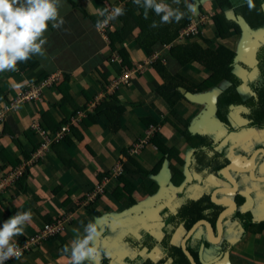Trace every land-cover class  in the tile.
Returning <instances> with one entry per match:
<instances>
[{
  "label": "crops",
  "instance_id": "0c3cea01",
  "mask_svg": "<svg viewBox=\"0 0 264 264\" xmlns=\"http://www.w3.org/2000/svg\"><path fill=\"white\" fill-rule=\"evenodd\" d=\"M74 1L84 9L73 5L72 0H60L59 15L64 24L58 29H54L51 23L48 25L44 34L47 38L44 45L47 58L33 55L29 59L32 62L30 68L23 67L22 62L17 65L18 71L0 73V113H4V120L0 124V179L10 171V161L24 159V151L33 152L34 143L42 144V138L32 128L34 124L44 123L45 130L52 133L66 118L71 117L75 105L68 102L64 107L60 106L64 96L58 85L66 75L71 78L69 88L74 102L80 108L87 107V111H80L79 115L72 116L71 122L66 124L70 131L74 125L77 129L76 134L71 133L69 143L62 141L56 145L38 164L29 168L27 182H18L0 195V228L17 212L30 211L32 218L23 226V234L9 241L18 243L24 242L46 223L55 221L63 213H72L73 220L61 238L49 239L34 251L4 264H68V258L63 252V243L68 245L74 238V230L82 233L83 225L89 221L98 225L101 232L98 245L108 252V255L100 260V264H171L173 257L172 253L166 254L167 248L179 243H164L167 239L162 234L161 216L165 218L169 214L172 215L171 213H176L180 200L197 198L208 190L210 193L214 189L210 187H221L225 180L213 172L199 171L200 161H192L196 146L193 149L185 146L195 145V139L204 137L201 143L212 142L213 150L222 155L218 164L229 159L236 165H242L241 163L246 162V155L238 152L237 143L241 142L244 135L233 136L235 139H231L233 145L230 150L229 143L224 140L225 128L216 116L218 91L204 89L195 93L193 82L188 83V87L194 93L183 88L185 93L181 99H175L171 114L168 105L156 93L163 79L157 68L151 64L145 65L143 73L133 76L126 85L112 93L110 87L124 72L121 71L122 64L113 61L116 52L110 47V39L96 24L105 14L107 17V11L116 5H122L123 2ZM165 1L173 8L177 5L173 0H163ZM100 10H106L105 14L99 15ZM194 14L200 15L197 10H194ZM116 26L112 25V28L116 29ZM201 34L211 41L212 46H215L214 43H221L235 53L238 52L236 40L233 37L216 39L211 24L206 25ZM190 40L198 42L199 38L197 36ZM230 40L234 41V45L229 43ZM188 41L189 38L178 44H186ZM123 46L131 53L132 68L157 57V60L167 66L169 77L183 74L195 83H200L208 77L199 66L178 67L170 57V48L160 47L152 57H148L133 41L126 42ZM246 56H250V53L246 52ZM233 73L237 76L240 74L238 66L233 68ZM53 77H57V83L54 82L51 88H46L43 101L24 102L15 109H6L28 85ZM239 77L242 78L241 75ZM16 84L22 86L16 88ZM171 84L175 85V81H171ZM225 84L224 81L220 82L217 88ZM121 109L124 111L120 125H116L118 130L115 128L114 131L109 127V121H113ZM90 113L94 114L93 118L89 117ZM238 113L237 111L233 117L234 123L239 121ZM152 125H156L157 129L150 139L156 135L157 141H161L169 149L170 158L162 156L161 151L152 142H147L143 148L130 154V157L137 155L138 158L139 155L141 159L136 161L148 169H151L157 158L158 170L155 175H150V178L164 189L160 190L156 197L150 198L144 187L137 186L131 191L136 202L127 207V192L121 193L124 196L120 199L114 196V189L120 185V182L116 181L117 177H114L107 187L106 194H101L88 203L87 195L104 182V174L121 166L119 162L122 156H128L134 145L147 137V131ZM185 130L189 132L188 137L184 136ZM25 132H29L33 137L23 135ZM175 148L179 153L174 151ZM206 148L210 156L209 147ZM162 157L164 160L160 164ZM181 161L183 165L180 164ZM27 162L24 161L20 165ZM203 163L201 160L202 169ZM258 164L259 170L254 174L258 175L259 181L246 184L243 175H240V178L241 183H244L242 188L250 191L254 189L253 195L259 202L264 197L260 191L261 184H264V158L260 159ZM225 165L220 166L219 170ZM175 169L182 171V176L178 173L174 176ZM173 181L179 184L175 185ZM225 195L226 193L220 192L216 196L221 198ZM149 218H153L154 223H151ZM250 218L263 223L264 206L263 209L254 211ZM251 219L249 225L248 216L242 219L247 232L240 227L242 221L237 220L232 225L227 221L228 232L222 234L226 244L222 245L223 255L219 264H264V226L260 225L257 230L258 227L253 226ZM151 231L154 236L149 233ZM243 232L245 235L241 237ZM197 248L198 245L193 244L188 250L196 255ZM209 250L205 254L207 258L214 256L212 250L217 253L213 247Z\"/></svg>",
  "mask_w": 264,
  "mask_h": 264
},
{
  "label": "trees",
  "instance_id": "16d2710c",
  "mask_svg": "<svg viewBox=\"0 0 264 264\" xmlns=\"http://www.w3.org/2000/svg\"><path fill=\"white\" fill-rule=\"evenodd\" d=\"M72 2L73 5L82 7L76 1L72 0ZM120 2H123L121 7L124 10V15L118 16L113 20V23L111 24L110 28L106 31V34L108 35L107 37L110 39L111 49L114 52H116L119 55V57L122 59L121 71L124 72L134 68V67L132 68V63L130 61L131 53H129L128 49H126L123 46L124 43L133 41V43L138 47V49H141L144 52V54L148 57H152L155 50L159 49L161 46L162 48H164L165 46L169 45L170 57L176 62L178 67L184 68L190 65H196L201 67L202 70L205 72V74L208 75V77L200 83H195L190 79V77L185 78L183 74H177L169 77L167 74L168 73L167 66H165L161 60H155L151 65L152 67L157 68V71L160 73L163 79V83L160 86H158L156 93L157 95L162 97V100L168 105V107L170 108V113L171 114L173 113L172 108L175 105V99L179 100L183 97V95L179 92L177 88L181 87L184 88L187 92L194 93L188 87V83L193 82V85L195 86V93L201 92L204 89H209V90L216 89L218 91L216 113L220 121L226 122L224 115L227 112L224 114L223 112L224 109L226 107H230L231 105H235L241 101V98L239 97L237 92V87L241 84V80L236 76V74L233 73V68L235 65L234 58L236 56V53L221 43L212 46L211 41L207 37L203 36L200 32L198 34V38H199L198 42L190 40L194 38L191 37L189 38V41L186 44H178L180 31L184 29V27H186L189 23H191L195 17L194 10H197L200 14L204 13L201 0H180V4L176 5L174 8H178L181 12H183L184 17L179 22H176L175 18L173 17L171 18L172 21L170 23H161L160 16L155 15L151 9L148 10V17L147 19H145L144 16L145 0H140V3L138 5L134 3V0H119V3ZM157 2L160 1L157 0ZM187 2L189 3L188 6L186 5ZM211 2L214 3V8H215L210 19V24L213 27L214 37L218 40L224 39L228 37L231 32L238 30V26L233 21L229 20L226 17V12L229 9L233 8L235 5L231 2V0H211ZM115 4L116 3H114V5ZM82 8L84 9V7ZM112 9L109 12L107 11V15L112 11ZM85 12L86 14L89 15L87 10H85ZM161 15H163V13ZM105 17L106 14L99 21L103 22V20L106 19ZM153 21H155L157 25L156 27L151 26L153 24ZM112 25L114 26L117 25L116 29L112 28ZM204 44H208V45L204 46ZM31 63L32 62H30L29 60L23 62L24 64L23 67L30 68ZM70 81H71L70 76L66 75L65 79H63V82L58 85V89L64 96L62 102L60 103V106L64 107L65 105H67L68 102L73 103L75 105V110L71 114V117L72 116L76 117L77 115H79L78 113L80 111H87V107L85 106L80 108L74 102V99L72 98L70 93L71 88H69ZM171 81H175V85L171 84ZM223 81L226 84L221 88H217V85ZM41 82H36L35 84H39ZM123 111L124 110L121 109L118 112L117 116L114 117V120L109 121V125H110L109 127L113 128L114 131L116 125L118 124L120 125V118L122 116ZM89 115L90 118L94 117L93 113H90ZM71 117L66 118L59 125L56 131L52 132L50 135L53 136L57 134L59 131H61L64 128L63 127L64 125L69 124L71 122L70 120ZM45 122L47 123V119ZM41 126L44 128L45 127L44 123H42ZM152 126L156 127V125H152ZM74 127L75 125L71 127V131L66 134V136L62 141H66L69 143V138L71 137V133L72 134L77 133V129ZM117 130L118 128H116V131ZM184 133H187V130ZM23 135L32 136L31 134H29V132H25ZM185 135H187L188 137L189 132L187 134H184V136ZM156 138L157 136L155 135L154 137L148 140V143L152 142V144H154L155 147L161 151L162 156L164 155L167 159H169L170 158L169 149L165 145H163L161 141L160 142L157 141ZM202 138L204 137H201V139ZM201 139L197 138L198 141L197 144L194 145V147L195 146L196 147L193 154L195 162L199 163L200 161V166H198L199 171L201 170V171L213 172L217 174L220 169V166L225 164L224 161L222 164H218L219 159H221L222 155H220L219 153L213 150L214 148H212V142H209L210 145L209 143L208 144L201 143ZM62 141L53 143L50 152H52V149L56 145L62 143ZM17 143L20 145L18 139H17ZM40 146L41 144L34 143L33 152L29 153L28 151H24V159L10 161V165H11L10 171L14 170L24 161H29L32 158V155L40 148ZM206 146L209 147L210 156H208L209 152ZM1 153H3V151ZM7 154L9 153L7 152ZM124 158H126V160ZM163 160L164 157L161 158L160 164ZM201 160L204 161L202 165L203 169L201 168ZM119 164L121 165V171L118 175H116L117 177L116 181H119L120 185H118L114 189L113 193L114 196H116V199H120L123 198L124 196L122 194H125L123 192H127L129 197H126L128 199L125 202H128V204H126V206L128 207L136 202V200L132 198L131 191L136 189L137 186L144 187L145 192L151 193L152 191L148 186L145 185L143 180H140V177L146 175L147 172L141 168V165L136 160L130 157V153H128V156L127 154L122 156L121 162H119ZM157 170L158 169L156 168L155 170L150 171L149 176L155 175ZM174 171H175L174 176L176 175V173L182 176V173L179 170L175 169ZM29 173H30V169H28L25 172V174L22 175L13 185L17 184L18 182L21 183L27 182L28 179L27 177L29 176ZM115 173H116V169L115 171H109L104 174L103 177H109L111 179L110 182L105 186L104 192H99L98 196H100L101 194L103 195L106 194V192L108 191L107 187L113 181L112 177L114 176ZM103 177L102 179H104ZM173 182L175 185L179 184L178 182L175 181ZM6 189L0 192V195L4 193ZM91 202L92 201H90V203ZM221 209L222 207L220 205L215 204L210 200V194L208 190L205 194H201L197 198H188V199L180 200L176 213L173 215H169L167 222L171 223L172 221L175 220L176 224L183 225L185 230H187L198 219L205 218L211 223H214ZM232 216H233L232 218L235 219V221H237L236 218L238 217V215L233 214ZM59 217L60 216H58L57 219ZM247 224L248 225L250 224V219L247 222ZM41 230L42 228L39 229L38 231ZM62 234L63 233L56 234L48 239L43 240L42 242L45 243L49 239L52 238L55 239L56 237L61 238ZM18 243L21 244L22 242H18ZM64 243H63V248L66 245ZM164 243L168 244L167 240H165ZM41 245L42 244L37 246L35 245L33 251ZM168 253H172L173 260L171 264H190L187 257L183 253L180 245L178 244L175 246L171 245L170 247L167 248L166 254ZM7 262L8 261H6L5 263Z\"/></svg>",
  "mask_w": 264,
  "mask_h": 264
},
{
  "label": "flooded vegetation",
  "instance_id": "af4514ba",
  "mask_svg": "<svg viewBox=\"0 0 264 264\" xmlns=\"http://www.w3.org/2000/svg\"><path fill=\"white\" fill-rule=\"evenodd\" d=\"M254 4H255V8L249 11L246 0H239L238 4H236L233 8L229 9L226 12V17L229 20L233 21L238 26V30L231 32L227 38L233 37L236 40L237 49H238V52L236 51V55L241 54V60H239L238 62H234L235 63L234 67L238 66L240 70V74L236 76L240 78L241 80V84L237 87V92H238L239 97L241 98V101L235 105H231L228 108L227 113L224 115L226 122L220 121L223 127L225 128L224 129L225 131L224 140L225 142L229 143L228 147L230 146V150L232 149V145H233V142L231 141V139H235L233 136L238 137L239 135H242V132L240 131L237 132V129L251 125L253 122L257 121L264 114V11H260L261 5H264V0H254ZM243 25L245 26L246 30H248L251 34H254V35L258 34L261 37L259 38V45L255 46V50L253 51L254 53L251 56H246V54L244 53V52H248V43L250 39L246 36V32H245V29L243 28ZM239 75H241L242 78L239 77ZM254 106H256L257 111L255 114H252L250 112ZM237 111L239 112L238 113L239 121L234 123L233 117L236 115ZM216 116L218 117L217 113H216ZM234 132L236 133L232 135ZM244 138H241V142H238L237 144H238V152L244 155H248L246 156V162L244 164L241 163L242 165H236L233 162H231V160L229 159H227V161L226 160L224 161V163L226 164L225 166H227L228 164H233L237 168H239V170L234 169L230 172L232 177L237 182V185H238L237 191L234 194H230L223 190H219L216 193V195H218V193L220 192L226 193L225 197H221V198L229 197L231 199H234L236 202V207L223 218L222 229L220 232H218L217 230L216 220L214 223H211L209 221L211 224L213 236L217 237V239H211L206 227L204 225H200V226H197L193 230L191 235L186 240V247L188 246L187 249H189V246H191L189 245L190 242L192 245L193 244L198 245L196 255L189 251L194 257L197 264H208V263H203L201 261H208L211 259H215L216 257L218 260L210 264L220 263L219 261L220 259H222V255H223L222 245L226 244L225 239L222 238L223 236L222 234L223 232H228L227 224H226L227 221L230 225L236 222L235 219L232 218L233 214L238 215L236 219L238 221L239 220L242 221L240 227L243 230H245V232H247L246 231L247 228L244 227V222L242 220L243 217H246V216L252 217L254 211L263 209L264 197L262 201L258 202L259 199L257 200V198L253 195V192H252L254 189L250 191L245 188H242V185L244 183H241L240 175H243L242 178L247 181L245 182L246 184L250 181H259L258 175H255L254 173L257 170H259V164H258L259 160L260 159L262 160L264 158V146H260V147L251 146L249 144L251 142V138H249L248 136H245ZM212 148L214 147L212 146ZM255 153H257V155L252 160ZM219 171L217 173L218 174L217 177H220V176L223 177L219 173ZM201 172L205 173L206 171H201ZM232 173L234 175L238 174L239 176L238 177L233 176ZM223 179L225 178L223 177ZM224 181L228 183L227 179H225ZM223 184L224 185H221V187L219 185H214L210 188L216 189V188L230 186V184L226 185L225 182ZM261 185H262V187L260 186L261 196H264V184H261ZM211 192L209 194H211ZM218 198H220V196H218ZM210 200H211V197H210ZM218 205H220L222 209L229 206L228 203L226 205L225 204H218ZM164 212H167V211H164ZM171 214L173 215L175 214V212ZM169 215L166 216L165 218H162L161 216V227L163 229L161 227L160 228L162 230L163 237L167 238V243L169 241L170 243L177 242L180 245L181 239L183 238V236L185 235L188 229L185 230L183 225L176 224L175 220L169 224L167 222ZM250 217L249 219H251ZM253 218L251 220H252L253 226H256L255 228L258 227L257 230L260 229L259 228L260 225L264 226L263 224H261L262 222L259 223L260 222L259 220L255 221V219L253 220ZM202 219H205V218H202ZM149 221L151 223H154L155 220L153 218H149ZM163 221H164V224H163ZM246 221L247 219L245 220V222ZM149 233L151 234V236L152 235L154 236V233H152V231ZM244 235L245 234L243 232L241 234V237H243ZM201 244L203 245V248L199 255ZM211 247L216 249L217 253H215V251L212 250L214 256L207 258L205 254ZM107 264H109V262Z\"/></svg>",
  "mask_w": 264,
  "mask_h": 264
},
{
  "label": "clouds",
  "instance_id": "9594fccd",
  "mask_svg": "<svg viewBox=\"0 0 264 264\" xmlns=\"http://www.w3.org/2000/svg\"><path fill=\"white\" fill-rule=\"evenodd\" d=\"M139 4L140 0H134ZM179 5L180 0H173ZM249 11L255 8L254 0H246ZM61 7L60 0H0V73L18 71V63L26 62L33 55L47 58L44 45L47 43L45 32L49 23L54 29L64 24L63 18L59 15ZM145 19L148 17V10L151 9L155 15L160 16L161 23H170L171 18L179 22L184 13L178 8H173L161 0H145ZM106 10H100L99 15H104ZM260 11H264L261 5ZM163 13V15H161ZM124 15L122 7H114L108 16L115 19ZM108 20L97 21L96 27H104ZM152 27H156L153 21ZM26 83V82H25ZM22 85L16 84L19 88ZM32 218L30 211L17 212L8 218L0 228V264L5 259L19 258L22 252L12 242L13 237L23 234V226ZM74 238L63 249L68 258V264H100V260L108 255L103 247L98 245V238L101 232L95 222L89 221L83 225V232L74 230Z\"/></svg>",
  "mask_w": 264,
  "mask_h": 264
},
{
  "label": "built area",
  "instance_id": "2783aa9c",
  "mask_svg": "<svg viewBox=\"0 0 264 264\" xmlns=\"http://www.w3.org/2000/svg\"><path fill=\"white\" fill-rule=\"evenodd\" d=\"M116 7H121V5H118ZM211 16H212V13L210 15L209 14L197 15L191 23H189L186 27H184V29L180 31L178 43L184 41L185 39L191 38V37H194V38L197 37L199 32L202 31L206 25L210 24ZM106 19L108 20V23L102 28L105 34H106L107 29H109V27L111 26L114 20V19H111L108 15ZM165 47L167 49L170 48L169 45ZM155 60H157V57L150 58L144 64H139L137 67L131 70L124 71L123 75L117 78L113 82L112 86L110 87V91L114 93L122 85L124 84L126 85L133 78V76L137 75L138 73L140 74L144 72L145 65L153 64ZM113 61L122 63V59L119 57L117 53ZM56 80H57V77L55 78L53 77V78L45 79L39 84L28 85V87L19 94L16 101H14V103L6 107V109L7 110L15 109L17 106H19L20 104L24 102L43 101L44 90L46 88H51V86L53 85L54 82H56ZM3 120H4V113H0V124L1 122H3ZM32 128L42 138V144L40 148L32 155L31 160L28 161L26 164L20 165L12 171H8L5 174V176L2 177L3 183L7 181H11L12 185L16 183L17 180L22 175H24L25 172L29 168L31 169L34 164H38L41 161V159H43L45 155L51 151V147L53 143L62 141L64 137L66 136V134L70 131V128L67 125L57 134L51 136L50 135L51 133L50 132L48 133L39 123L34 124ZM156 129H157L156 127L150 126L149 130L147 131V137L144 140H141L137 144H135L134 148L131 151H129V153L130 154L135 153L137 152V150L143 148L144 145L148 142V140L152 136V134L156 131ZM120 171H121V166H118L116 168V173L114 174L112 178L116 177V175H118ZM110 179L111 178L106 177L104 179V182L100 184L95 191H93L92 193L88 195V199H87L88 203H90V201H94L97 198L99 192H104L105 186L110 182ZM4 190L5 189L1 190L0 192ZM72 220H73V214L63 213L60 215V217L56 221L46 223L41 231L36 232L35 234L30 236L27 240H25L21 244L20 243H15V244L19 247V249H21L22 255H24L27 252L33 251L35 245L37 246V245L42 244L43 240L66 231V227L68 226V224H70V222H72ZM14 258L15 257L10 258V259H5L2 262V264Z\"/></svg>",
  "mask_w": 264,
  "mask_h": 264
},
{
  "label": "water",
  "instance_id": "95a60500",
  "mask_svg": "<svg viewBox=\"0 0 264 264\" xmlns=\"http://www.w3.org/2000/svg\"><path fill=\"white\" fill-rule=\"evenodd\" d=\"M202 2V1H201ZM243 28L245 29V32H246V36L250 39L249 43H248V52L250 53V56L254 53L253 51L255 50V46L256 45H259V38L260 35L258 34H251L248 30H246L245 26L243 25ZM246 54V52H244ZM241 60V54H238L235 56L234 58V62H237ZM179 92L181 94H184L185 93V90L183 88H178ZM257 155V153H255V155L253 156L252 160L255 158V156ZM239 170V168H237L235 165L233 164H228L227 166H225L224 168H222L219 173L225 178L227 179V181L230 183V186H226V187H222V188H216L214 189L211 194H210V197H211V201L214 202L215 204H229L228 207L222 209L217 218H216V227H217V230L218 232L221 231L222 229V220L223 218L229 213L231 212L235 207H236V202L234 199H231L229 197H226V198H218L216 197V193L219 191V190H223V191H226L230 194H234L236 191H237V182L236 180L232 177V175L230 174V172L232 170ZM241 170V169H240ZM248 171V170H246ZM200 225H204L208 231V234L209 236L211 237V239H217V237H214L213 236V233H212V228H211V224L209 221H207L206 219H199L197 220L196 222L193 223V225L187 230V232L185 233V235L183 236V238L181 239V242H180V246H181V249L183 251V253L185 254V256L187 257V259L189 260L190 264H197V262L195 261L194 257L192 256V254L189 252V250L187 249L186 247V240L187 238L191 235V233L193 232V230L197 227V226H200ZM203 248V245L201 244L200 246V251H199V255H200V252ZM217 257L215 259H211V260H208V261H201L203 263H213L215 261H217Z\"/></svg>",
  "mask_w": 264,
  "mask_h": 264
},
{
  "label": "rangeland",
  "instance_id": "374dc122",
  "mask_svg": "<svg viewBox=\"0 0 264 264\" xmlns=\"http://www.w3.org/2000/svg\"><path fill=\"white\" fill-rule=\"evenodd\" d=\"M202 2V7L203 8H208V10H206V9H204V13L203 14H200V15H204V14H211V13H213V11L215 10V8H214V3H210L211 2V0H201ZM231 2L234 4V5H236V4H238L239 3V0H231ZM164 3H166V4H168V2L167 1H165ZM210 3V4H209ZM186 5L188 6L189 5V3L187 2L186 3ZM197 16V15H196ZM195 16V17H196ZM194 17V18H195ZM103 27H101V31L102 32H104L103 31V29H102ZM110 28V27H109ZM108 30V29H107ZM203 31V30H202ZM202 31H200V33L202 32ZM204 32H205V30H204ZM108 36V35H107ZM213 40V39H212ZM229 43L230 44H232V45H234V41H232V40H230L229 41ZM208 44H204V46H207ZM214 45H215V43H214ZM162 47V46H161ZM47 89H45L44 90V93H45V91H46ZM43 93V94H44ZM140 94H142V93H140ZM228 108L229 107H226L225 109H224V114L227 112V110H228ZM256 111H257V109H256V106H254L253 108H252V110H251V112L250 113H252V114H255L256 113ZM146 129V128H145ZM186 131V130H185ZM184 131V132H185ZM238 131H240V132H242V135H244V137L245 136H248L249 138H251V142L249 143L251 146H264V114L257 120V121H255V122H253L251 125H249V126H245V127H242V128H239V129H237V132ZM183 132V133H184ZM236 132H234L232 135H234ZM184 134H187V133H184ZM194 141H198L197 139H195ZM182 147H184V146H182ZM185 147H190V149H193L194 148V145H187V146H185ZM176 153H179L178 152V149L177 148H175V150H174ZM151 153V152H150ZM2 155V154H1ZM246 156H248V155H246ZM131 158H133L134 160H138V158L139 159H141L140 158V156L138 155V158H137V155H135V156H131ZM181 159V158H180ZM181 160H183V159H181ZM157 158H155V162L153 163V165H152V167H151V169H148V168H146V167H144V166H142V164H141V168L144 170V171H146L147 172V174L146 175H143L142 177H140V180H143V182L145 183V185L146 186H148L150 189H151V193H148V192H146V193H148V195L149 196H151L150 198H154V197H156V195H157V193L158 192H160V190L162 191V189H164L163 187H162V185H159L157 182H155L153 179H151L150 178V176H149V173H150V171H153V170H155L156 168H157ZM192 161L193 162H195V160H194V158H193V156H192ZM196 163V162H195ZM180 164L181 165H183L182 164V161L180 162ZM181 173H182V171H180ZM225 182V184L226 185H229L230 183L228 182V183H226V181H224ZM209 184H211V183H209ZM172 185H174V184H172ZM2 186V187H1ZM11 187V186H14V185H12L11 184V181H7V182H5V183H3V179L1 178L0 179V187H1V189H0V191L1 190H3V189H6L7 187ZM178 193L180 194V191H178ZM135 204V203H134ZM70 214H72V213H70ZM163 224H164V221H163ZM65 232V231H64ZM33 235V234H32ZM31 235V236H32ZM29 238V237H28ZM42 244H44V243H42ZM189 245H192L191 244V242L189 243ZM19 248V247H18ZM20 251H21V249H20ZM4 264V263H3Z\"/></svg>",
  "mask_w": 264,
  "mask_h": 264
}]
</instances>
